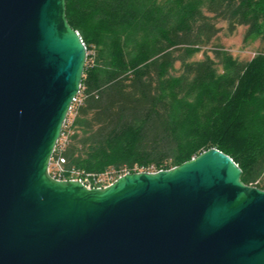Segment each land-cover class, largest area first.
<instances>
[{"label": "water", "instance_id": "95a60500", "mask_svg": "<svg viewBox=\"0 0 264 264\" xmlns=\"http://www.w3.org/2000/svg\"><path fill=\"white\" fill-rule=\"evenodd\" d=\"M86 57L65 0H0V264H264V189L216 148L103 188L49 175Z\"/></svg>", "mask_w": 264, "mask_h": 264}, {"label": "trees", "instance_id": "16d2710c", "mask_svg": "<svg viewBox=\"0 0 264 264\" xmlns=\"http://www.w3.org/2000/svg\"><path fill=\"white\" fill-rule=\"evenodd\" d=\"M65 16L87 50L83 102L62 129L65 173L116 180L216 148L264 189V0H65ZM220 21L262 46L247 62L213 50L222 73L206 54L187 60L216 46Z\"/></svg>", "mask_w": 264, "mask_h": 264}, {"label": "rangeland", "instance_id": "374dc122", "mask_svg": "<svg viewBox=\"0 0 264 264\" xmlns=\"http://www.w3.org/2000/svg\"><path fill=\"white\" fill-rule=\"evenodd\" d=\"M219 32L216 39L213 41L216 46L209 45L197 49L190 57L188 61H200L205 58V54L214 59V66L219 73L223 72V66L220 60L215 58L213 50L225 51L231 55L232 59L237 62H247L252 60L261 51V43L259 34H254L245 38L246 26H238L235 30L229 31L228 24L225 21H220L216 24ZM175 74H179L180 63L174 64ZM73 119V113L69 114V122ZM68 122V123H69ZM90 176H97V173H89ZM99 175V174H98Z\"/></svg>", "mask_w": 264, "mask_h": 264}, {"label": "built area", "instance_id": "2783aa9c", "mask_svg": "<svg viewBox=\"0 0 264 264\" xmlns=\"http://www.w3.org/2000/svg\"><path fill=\"white\" fill-rule=\"evenodd\" d=\"M80 89L79 92L76 94V96L72 99L71 106L68 115L66 117L65 123L69 122L68 116L70 113H73V117L75 116L76 108L79 105H81L83 102V96ZM71 122L72 120L69 123ZM66 143H67V133L62 134L61 132L60 138L50 158V162L48 166V173L52 178L61 181H69V180L79 181L87 188H103L115 181L110 176H104V175L90 176L89 174L83 171L72 170L69 173H65L63 169V165L65 163V157L62 155V153L65 149ZM138 172L152 173V172H156V170H154L153 167L150 166L148 169L140 170Z\"/></svg>", "mask_w": 264, "mask_h": 264}]
</instances>
